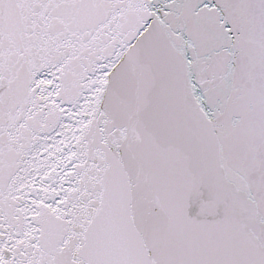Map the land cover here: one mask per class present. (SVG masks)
Returning <instances> with one entry per match:
<instances>
[{
	"label": "snow or ice",
	"instance_id": "snow-or-ice-1",
	"mask_svg": "<svg viewBox=\"0 0 264 264\" xmlns=\"http://www.w3.org/2000/svg\"><path fill=\"white\" fill-rule=\"evenodd\" d=\"M0 264H264V0H0Z\"/></svg>",
	"mask_w": 264,
	"mask_h": 264
}]
</instances>
